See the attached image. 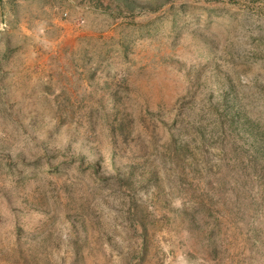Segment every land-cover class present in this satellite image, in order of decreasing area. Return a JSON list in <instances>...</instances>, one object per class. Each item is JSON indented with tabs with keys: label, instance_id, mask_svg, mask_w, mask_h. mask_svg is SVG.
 <instances>
[{
	"label": "rangeland",
	"instance_id": "rangeland-1",
	"mask_svg": "<svg viewBox=\"0 0 264 264\" xmlns=\"http://www.w3.org/2000/svg\"><path fill=\"white\" fill-rule=\"evenodd\" d=\"M0 264H264V0H0Z\"/></svg>",
	"mask_w": 264,
	"mask_h": 264
}]
</instances>
